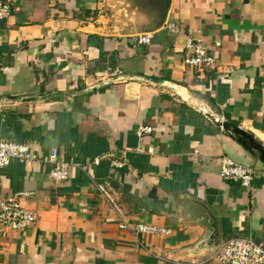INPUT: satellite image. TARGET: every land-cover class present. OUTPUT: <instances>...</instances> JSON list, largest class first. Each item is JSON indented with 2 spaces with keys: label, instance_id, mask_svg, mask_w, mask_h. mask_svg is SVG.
I'll return each mask as SVG.
<instances>
[{
  "label": "crops",
  "instance_id": "obj_1",
  "mask_svg": "<svg viewBox=\"0 0 264 264\" xmlns=\"http://www.w3.org/2000/svg\"><path fill=\"white\" fill-rule=\"evenodd\" d=\"M6 1L0 139L70 165L59 182L50 162L0 167V200L23 193L37 217L0 226V264H221L188 252L212 231L264 247V168L250 187L224 180L222 156L252 157L199 108L264 139V0ZM189 39L217 64L186 65Z\"/></svg>",
  "mask_w": 264,
  "mask_h": 264
},
{
  "label": "built area",
  "instance_id": "obj_2",
  "mask_svg": "<svg viewBox=\"0 0 264 264\" xmlns=\"http://www.w3.org/2000/svg\"><path fill=\"white\" fill-rule=\"evenodd\" d=\"M12 6L6 0H0V20H4L11 15ZM170 31H178L176 25L169 23ZM152 33H141L134 36L137 43L150 44ZM220 42H215L219 46ZM187 55L184 63L191 67L206 68L217 64V57L210 52L211 46L207 45L202 39H189L186 42ZM152 127L140 126L137 129L139 136L151 132ZM44 161L53 164L49 176L59 182L68 178L69 163L62 160L57 148L53 146L47 156H41L34 151L27 143L0 139V167L8 166L13 161L30 163L33 161ZM221 177L224 180L240 181L244 186L250 187L254 177V169L246 164L238 162L230 156L221 158ZM95 163H99L96 159ZM113 166H121L122 163L112 160ZM77 167V163H72ZM20 193L9 198L0 200V226L12 230L26 228L35 223L37 217L33 211L26 208L19 200ZM123 226V225H122ZM137 229L141 232L152 234H169L170 230L157 226L139 224ZM218 261L221 264H264V247L258 243L251 235L233 237L221 242L220 246L210 253L203 261L193 263H206Z\"/></svg>",
  "mask_w": 264,
  "mask_h": 264
},
{
  "label": "water",
  "instance_id": "obj_3",
  "mask_svg": "<svg viewBox=\"0 0 264 264\" xmlns=\"http://www.w3.org/2000/svg\"><path fill=\"white\" fill-rule=\"evenodd\" d=\"M131 3H143L146 4L153 2L154 0H129ZM145 2V3H144ZM139 6H142L139 5ZM150 7V5H149ZM201 114L207 117L213 124L218 127H221L222 130L236 142H238L257 163H261L260 166L264 168V139L259 137L255 132L246 128L245 126H241L234 122L233 120L220 115L214 114L206 109L204 106L199 105ZM112 186L116 185L112 180L109 182ZM201 203V202H200ZM206 211L209 214V217L213 218V212L201 203ZM214 226V225H213ZM219 232L212 231L209 235L202 238L199 242H197L193 247H191L188 252L191 256H198L204 253H212L214 252L221 244L222 240L218 236ZM220 235V234H219Z\"/></svg>",
  "mask_w": 264,
  "mask_h": 264
},
{
  "label": "rangeland",
  "instance_id": "obj_4",
  "mask_svg": "<svg viewBox=\"0 0 264 264\" xmlns=\"http://www.w3.org/2000/svg\"><path fill=\"white\" fill-rule=\"evenodd\" d=\"M236 122L238 123V121H236ZM238 162H241V161H238ZM241 163L249 165V166H251L254 169V171H255L254 177H253V179H254L255 178V174H256L257 170L259 169V167H260L259 163H257L253 158H251L250 163H248V162L246 163V161L241 162Z\"/></svg>",
  "mask_w": 264,
  "mask_h": 264
},
{
  "label": "flooded vegetation",
  "instance_id": "obj_5",
  "mask_svg": "<svg viewBox=\"0 0 264 264\" xmlns=\"http://www.w3.org/2000/svg\"><path fill=\"white\" fill-rule=\"evenodd\" d=\"M261 163H259V165H260ZM261 165H263V164H261Z\"/></svg>",
  "mask_w": 264,
  "mask_h": 264
},
{
  "label": "trees",
  "instance_id": "obj_6",
  "mask_svg": "<svg viewBox=\"0 0 264 264\" xmlns=\"http://www.w3.org/2000/svg\"><path fill=\"white\" fill-rule=\"evenodd\" d=\"M207 69V67L205 68V70Z\"/></svg>",
  "mask_w": 264,
  "mask_h": 264
}]
</instances>
